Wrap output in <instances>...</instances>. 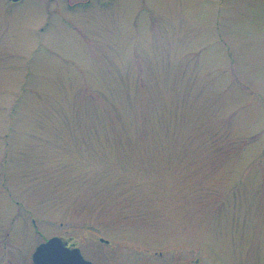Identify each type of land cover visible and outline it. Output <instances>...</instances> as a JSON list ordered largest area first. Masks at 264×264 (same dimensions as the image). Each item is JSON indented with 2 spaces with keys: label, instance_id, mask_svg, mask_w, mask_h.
<instances>
[{
  "label": "rangeland",
  "instance_id": "rangeland-1",
  "mask_svg": "<svg viewBox=\"0 0 264 264\" xmlns=\"http://www.w3.org/2000/svg\"><path fill=\"white\" fill-rule=\"evenodd\" d=\"M86 1L0 0V264H264V0Z\"/></svg>",
  "mask_w": 264,
  "mask_h": 264
},
{
  "label": "water",
  "instance_id": "water-1",
  "mask_svg": "<svg viewBox=\"0 0 264 264\" xmlns=\"http://www.w3.org/2000/svg\"><path fill=\"white\" fill-rule=\"evenodd\" d=\"M31 255L33 264H93L85 260L77 248L69 249L57 237L40 243Z\"/></svg>",
  "mask_w": 264,
  "mask_h": 264
},
{
  "label": "flooded vegetation",
  "instance_id": "flooded-vegetation-1",
  "mask_svg": "<svg viewBox=\"0 0 264 264\" xmlns=\"http://www.w3.org/2000/svg\"><path fill=\"white\" fill-rule=\"evenodd\" d=\"M6 1H8V2H10V3H11V2H12V3L14 2V1H11V0H6ZM18 1H21V0H18ZM18 1H17V2H18ZM88 1H89V0H87L86 2H88ZM80 3H81V2H80ZM77 4H78V3H72V5H71V3L68 2V5H70V6H75V5H77Z\"/></svg>",
  "mask_w": 264,
  "mask_h": 264
}]
</instances>
